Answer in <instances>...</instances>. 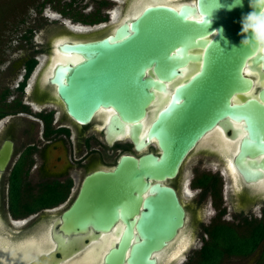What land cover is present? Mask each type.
<instances>
[{
    "label": "flooded vegetation",
    "instance_id": "flooded-vegetation-1",
    "mask_svg": "<svg viewBox=\"0 0 264 264\" xmlns=\"http://www.w3.org/2000/svg\"><path fill=\"white\" fill-rule=\"evenodd\" d=\"M20 1L31 7L28 22L19 20L22 26L0 41V264H102L124 223L118 220L106 232L88 226L86 233L66 235L62 215L86 177L113 170L123 154L138 157L159 149L152 138L136 152L128 130L122 137L114 135L108 127L112 111L101 110L86 124L67 115L51 79L57 67H76L84 55L62 46L111 36L152 3L178 9L194 0ZM199 64H188L190 75ZM244 75L253 81L252 96L264 104L258 95L264 71L246 67ZM183 80L184 75L177 76L164 82L166 91H154L146 122L168 99L169 88ZM246 134L241 128L235 137L226 125L216 124L188 153L177 175L160 182L175 191L184 220L174 239L155 254L157 264L194 263L218 228L253 239L251 243L264 232V168L258 167L254 182L237 171L234 177L230 170ZM249 159L264 163V148ZM147 196V191L142 194ZM234 263L264 264V238L245 256L223 254L219 260Z\"/></svg>",
    "mask_w": 264,
    "mask_h": 264
},
{
    "label": "water",
    "instance_id": "water-1",
    "mask_svg": "<svg viewBox=\"0 0 264 264\" xmlns=\"http://www.w3.org/2000/svg\"><path fill=\"white\" fill-rule=\"evenodd\" d=\"M218 3L224 7L217 10ZM232 3L194 0L178 9L152 3L111 36L62 46L84 55L76 67H57L51 79L67 115L86 124L99 111H112L108 127L114 135L128 130L136 152L152 138L159 149L138 157L123 154L113 170L86 177L62 215L66 235L86 233L88 226L106 232L116 221L124 223L102 264H157L155 254L174 239L184 220L175 191L160 182L177 175L188 153L216 124L226 125L235 137L241 128L247 132L232 159L234 177L237 171L254 182L258 167L264 168L249 159L264 148V104L252 96L253 81L244 75L246 67L264 71V50L254 42L241 47L240 21L252 9L249 0H242V6L229 11ZM248 38L251 42V33ZM195 49L203 51L194 54ZM198 62L190 75L188 64ZM183 75L146 122L154 91H166L164 82ZM258 95L264 99V88ZM146 191L149 196L143 198Z\"/></svg>",
    "mask_w": 264,
    "mask_h": 264
},
{
    "label": "trees",
    "instance_id": "trees-1",
    "mask_svg": "<svg viewBox=\"0 0 264 264\" xmlns=\"http://www.w3.org/2000/svg\"><path fill=\"white\" fill-rule=\"evenodd\" d=\"M220 233L223 234L219 235ZM263 234L264 232L255 239L256 242L253 241L251 243L253 239L249 238L248 241L245 236H239L225 228L215 229L213 234H211L212 240L205 242L204 246L196 254L197 261L190 264H219L223 254L245 256L254 250L257 242L264 238Z\"/></svg>",
    "mask_w": 264,
    "mask_h": 264
},
{
    "label": "clouds",
    "instance_id": "clouds-1",
    "mask_svg": "<svg viewBox=\"0 0 264 264\" xmlns=\"http://www.w3.org/2000/svg\"><path fill=\"white\" fill-rule=\"evenodd\" d=\"M236 6H242V0H233V3L227 8L231 11ZM224 7L218 3L217 10ZM249 7L252 11L241 18V32L239 35L243 37L241 40V47H247L250 43H255L264 50V0H249ZM258 10V14H257ZM211 24V20H207V25ZM223 29H219L218 33H222ZM217 33V32H215ZM251 33V42L248 34ZM227 43V41H225Z\"/></svg>",
    "mask_w": 264,
    "mask_h": 264
},
{
    "label": "rangeland",
    "instance_id": "rangeland-1",
    "mask_svg": "<svg viewBox=\"0 0 264 264\" xmlns=\"http://www.w3.org/2000/svg\"><path fill=\"white\" fill-rule=\"evenodd\" d=\"M29 8L31 7H25L20 0H0V41H5L7 36L15 31L16 27L22 26L18 23L19 20L25 19L24 21L28 22L27 13H31ZM188 167L187 172L190 175L192 168L191 166Z\"/></svg>",
    "mask_w": 264,
    "mask_h": 264
},
{
    "label": "bare ground",
    "instance_id": "bare-ground-1",
    "mask_svg": "<svg viewBox=\"0 0 264 264\" xmlns=\"http://www.w3.org/2000/svg\"><path fill=\"white\" fill-rule=\"evenodd\" d=\"M50 70H51V69H50ZM48 77H49V76H48ZM224 155H225V154H224ZM186 193H187V192H186ZM183 242H184V241H183ZM184 243H185V242H184ZM184 243L182 244V246H181L180 248H184V247L186 246V244H184ZM27 252H28V250H27ZM176 253H178V252H176ZM26 256H27V255H26ZM174 256H175V255H174ZM166 257H167V256H166ZM169 257H170V256H169ZM88 258H89V257H88ZM164 259H165V258H164ZM168 260H169V259H168ZM166 261H167V260H166ZM167 263H168V262H167ZM167 263H166V264H167Z\"/></svg>",
    "mask_w": 264,
    "mask_h": 264
}]
</instances>
